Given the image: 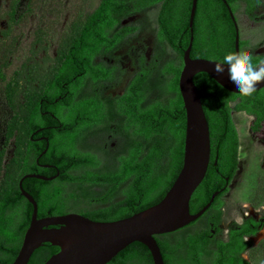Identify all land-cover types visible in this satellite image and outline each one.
<instances>
[{
  "label": "trees",
  "instance_id": "trees-1",
  "mask_svg": "<svg viewBox=\"0 0 264 264\" xmlns=\"http://www.w3.org/2000/svg\"><path fill=\"white\" fill-rule=\"evenodd\" d=\"M227 2L233 11L240 2L252 11L259 1ZM34 3L35 0H9L3 13L8 26H0V79L5 77L4 69L12 54L6 39L12 36L13 25L32 10ZM158 3H161L158 39L168 43L181 59L180 64L169 62L164 68L170 78L162 95L148 101L153 67L144 64V58L121 95L109 98L100 91H90L112 81L117 69L114 65L95 63V57L107 54L137 29L135 25H122V21L130 13ZM191 6L192 0H98L97 5L90 9L88 6L81 16L69 21L53 58H44L41 63L31 57L14 72L13 80L0 91L12 111L7 135L15 137L17 145L14 156L6 164H3V152L0 153V264H12L30 224L33 206L19 187L25 173L51 176L59 172L53 180L26 177L22 181L23 188L37 201L39 217L68 213L73 211L75 201H83V205H95L76 206V212L96 221H113L145 210L164 198L184 159L186 111L179 76L183 52L190 43ZM215 12L221 15V34L213 17ZM202 14L206 30H210L206 39L201 38ZM1 20L2 17L0 24ZM193 28V58L222 61L226 53L236 52L235 26L222 0H198ZM243 41L240 49L246 43ZM252 60L258 64L262 56L252 55ZM153 64H157V59ZM194 81L209 123L211 160L204 180L191 198V212L200 210L215 191L226 187L205 213L213 209L211 214L216 216L213 227L207 222L206 227H198L174 241L169 237L195 226L204 214L178 231L157 236V240L165 264H251L241 256L249 249L246 237L257 233L263 221L249 217L242 224L232 223L226 240H214L211 229L218 231L224 205L222 196L229 191L227 185L238 170L239 134L231 102L240 99L236 108L255 117L252 129L256 131L264 122V88L242 96L225 89L205 72L197 73ZM85 90L87 93H83ZM98 131H109L123 140L124 150L117 154L113 168L107 167L104 149L83 146L89 135ZM40 136L47 139L32 140ZM44 149L46 152L42 153ZM36 159L50 166L40 168ZM72 184H78L79 189L69 190ZM90 185L108 186V189L101 195H93L83 189ZM212 244L215 247L210 249ZM59 250L57 245L44 243L35 249L28 264H43ZM109 264L154 263L147 246L133 242Z\"/></svg>",
  "mask_w": 264,
  "mask_h": 264
},
{
  "label": "rangeland",
  "instance_id": "rangeland-1",
  "mask_svg": "<svg viewBox=\"0 0 264 264\" xmlns=\"http://www.w3.org/2000/svg\"><path fill=\"white\" fill-rule=\"evenodd\" d=\"M258 1L251 12L247 11L246 3L240 2L236 9V15L241 40L246 41L242 51L262 56L261 61H264V0ZM8 2L9 0H0L1 28L8 26L7 18H3ZM88 3L90 4L88 5ZM97 3L98 0H35L32 10L13 25L12 36L6 39V46L11 48L12 54H10V61L4 69L5 77L0 79V91L13 80L14 72L20 69L26 60L34 57L38 62L43 63L44 58H53L57 53L62 32L69 21L81 16L88 6L90 9ZM160 8L161 3L148 6L130 13L122 21V25H135L137 29L133 35L127 37L116 48L95 58V63L104 62L107 66H116L117 69L112 81L103 82L98 87L91 88L90 91H100L102 96L109 98L121 95L137 74L140 59L144 58V64L153 67L149 79L152 91L148 101L162 95L170 78V74H166L164 68L169 62L180 64L181 59L168 43L158 39ZM213 15L214 20L217 21V29L221 34L222 21L219 17L221 15L216 12ZM203 16L204 14L200 17L204 25L200 27L201 38L206 39L210 30L209 28L206 30V21L202 20ZM12 43L13 45H10ZM156 59L157 64L153 66ZM83 93H87V91L85 90ZM238 101L240 99L231 102L232 115L239 134L238 170L230 183L229 191L223 196L225 210L221 209V223L217 227L218 231L212 234H214V240H226L227 230L231 224L242 223L247 217V212L250 213V217L256 221H263V225L257 233L246 237L250 245L243 255L251 264H264V122L258 130L254 131L252 129L254 116L237 110ZM11 115L10 107L0 94V153L3 152V164H6L14 156L17 147L15 137L8 138L7 135V122ZM116 122L117 119L111 127L114 128ZM108 132L98 131L90 134L83 146L99 151L101 148L104 149L107 167L113 168L116 156L124 150V145L121 137H110L111 132ZM79 187L78 184H72L68 189H79ZM83 189L86 193L101 195L108 189V186L90 185ZM94 205L87 206L83 205V201H75L72 210L78 211L74 208L76 206L91 208ZM210 215L211 211L199 225L187 227L177 233L170 234L169 237L174 241L175 238L185 236L198 227H206ZM214 247L215 245L212 244L210 249Z\"/></svg>",
  "mask_w": 264,
  "mask_h": 264
},
{
  "label": "water",
  "instance_id": "water-1",
  "mask_svg": "<svg viewBox=\"0 0 264 264\" xmlns=\"http://www.w3.org/2000/svg\"><path fill=\"white\" fill-rule=\"evenodd\" d=\"M235 25V50L240 52V29L227 0H222ZM198 0H192L189 27L190 43L183 52V66L179 76V89L186 111V134L183 166L164 198L157 204L129 217L113 221H96L78 212L38 216V204L33 195L22 186L26 177L51 180L41 174L27 173L20 182L22 195L32 204L33 211L25 231L19 252L12 264H28L33 252L44 243H51L60 250L43 264H109L124 248L133 242H141L149 249L154 264H165L157 236L178 231L201 218L219 193L193 213L190 201L204 180L211 160V137L209 123L202 105L194 77L199 72L209 74L225 89L238 93L228 82L227 71L217 74L213 60L191 56L194 40V18ZM264 88L258 84L256 90ZM209 213V212H208ZM207 213V214H208ZM205 214L197 223L204 219Z\"/></svg>",
  "mask_w": 264,
  "mask_h": 264
},
{
  "label": "clouds",
  "instance_id": "clouds-1",
  "mask_svg": "<svg viewBox=\"0 0 264 264\" xmlns=\"http://www.w3.org/2000/svg\"><path fill=\"white\" fill-rule=\"evenodd\" d=\"M214 71H227L229 84L242 96L252 95L257 85L264 83V61L254 64L252 55L245 51L226 53L222 61L214 63Z\"/></svg>",
  "mask_w": 264,
  "mask_h": 264
},
{
  "label": "flooded vegetation",
  "instance_id": "flooded-vegetation-1",
  "mask_svg": "<svg viewBox=\"0 0 264 264\" xmlns=\"http://www.w3.org/2000/svg\"><path fill=\"white\" fill-rule=\"evenodd\" d=\"M227 7V6H226ZM231 7V6H230ZM231 9H232V7H231ZM227 10H228V8H227ZM232 11H233V9H232ZM248 11V10H247ZM228 12H229V10H228ZM248 12H251V11H248ZM233 13H234V15H235V18H236V21H237V23H238V25H239V22H238V18H237V15H236V9H235V11H233ZM230 14V13H229ZM233 24H234V22H233ZM235 26V25H234ZM239 29H240V27H239ZM240 41H241V39H240ZM243 49V48H242ZM242 49H240V50H242ZM96 58V57H95ZM98 63H100V62H98ZM104 63V62H103ZM46 113H48V111H46ZM254 120H255V117H254ZM253 125V124H252ZM40 129H42V128H40ZM40 129H38V130H40ZM38 130L37 131H35V134H37V132H38ZM112 135H110V137H111ZM33 138V137H32ZM47 139V137H45V136H40V137H36V138H33L32 140H35V141H38V140H44V139ZM46 152V149H44V151L42 152V153H45ZM36 163H38V165H39V167L40 168H47V167H49L50 166V164H46V163H40L39 162V159H36ZM28 173H36V172H28ZM25 174H27V173H25ZM36 174H39V173H36ZM41 175H43V174H41ZM59 175V172H57L56 174H54V175H51V176H47V175H44V176H46V177H53L51 180H53V179H55L57 176ZM232 182V181H231ZM227 186H230V183L227 185ZM225 187H226V185H224V186H222L221 188H219L217 191H219V193L216 195V196H218L221 192H223L224 191V189H225ZM227 192H225V194H226ZM224 194V195H225ZM223 195V196H224ZM215 196V197H216ZM222 196V197H223ZM221 197V198H222ZM223 211L225 210V208L222 206V208H221ZM211 212H213V209L212 210H210ZM68 212H75V211H68ZM212 215V216H211ZM210 216H209V218H208V223H209V225L210 226H214V224H215V221H216V216L214 215V214H211ZM250 213H248V214H246V218H249L250 216ZM221 218V217H220ZM246 218H245V220H246ZM245 220H243V222L245 221ZM242 222V223H243ZM220 223H221V219L219 220V224H218V226L220 225ZM242 223H238V224H242ZM212 230V233H216L217 231H216V228L214 229H211ZM227 231H229V229L227 230ZM227 236H228V232H227ZM242 257H244V255L242 254L241 255Z\"/></svg>",
  "mask_w": 264,
  "mask_h": 264
},
{
  "label": "crops",
  "instance_id": "crops-1",
  "mask_svg": "<svg viewBox=\"0 0 264 264\" xmlns=\"http://www.w3.org/2000/svg\"><path fill=\"white\" fill-rule=\"evenodd\" d=\"M245 112V111H244ZM233 116V115H232ZM233 120H234V118H233ZM235 122V121H234ZM236 125V124H235Z\"/></svg>",
  "mask_w": 264,
  "mask_h": 264
},
{
  "label": "built area",
  "instance_id": "built-area-1",
  "mask_svg": "<svg viewBox=\"0 0 264 264\" xmlns=\"http://www.w3.org/2000/svg\"><path fill=\"white\" fill-rule=\"evenodd\" d=\"M247 214H248V212H247Z\"/></svg>",
  "mask_w": 264,
  "mask_h": 264
},
{
  "label": "bare ground",
  "instance_id": "bare-ground-1",
  "mask_svg": "<svg viewBox=\"0 0 264 264\" xmlns=\"http://www.w3.org/2000/svg\"><path fill=\"white\" fill-rule=\"evenodd\" d=\"M240 130V129H239Z\"/></svg>",
  "mask_w": 264,
  "mask_h": 264
}]
</instances>
